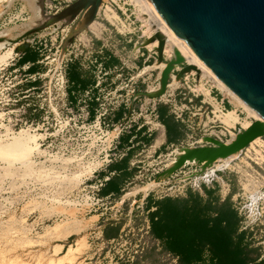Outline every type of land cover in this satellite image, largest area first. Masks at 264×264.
I'll return each mask as SVG.
<instances>
[{"label": "rangeland", "instance_id": "obj_1", "mask_svg": "<svg viewBox=\"0 0 264 264\" xmlns=\"http://www.w3.org/2000/svg\"><path fill=\"white\" fill-rule=\"evenodd\" d=\"M124 1L132 4L129 0L108 1L109 8L104 14L101 12L97 22L90 26L91 32L87 31L81 37L67 38L70 30L67 26L45 28L46 20L43 19L34 25L28 26V21L0 32V35L8 33L10 36L0 37V43L7 41L5 47L0 48V264H132L134 261L138 264H178L175 258L161 252L158 241L142 230L144 216L141 215L146 211L144 194L154 189L152 197L159 196L164 190L155 183L159 181L158 175L174 160L175 148L167 143L166 136L150 143L140 138L148 146L144 149L135 147L130 154L131 159L141 161L140 168L132 170L133 178L138 176V179L123 186L119 199L99 200L101 196H96L89 179L104 159L102 151L106 137L93 125L85 128L74 125L81 113L80 105H67L61 91L55 89L60 67L65 61L76 54L77 62H82L87 52L98 46L110 31L116 33V38L122 35L125 39H132L131 43L123 44V55L133 57L138 49L135 43L140 46L154 36V33L149 34L151 31L159 30L158 25L154 21L149 24L148 16L140 14L136 7L124 6ZM19 3L22 1L0 0V17ZM119 7L134 12L137 29L131 35L127 28L117 34L108 24H113L116 18L111 8ZM30 16L32 18V13ZM91 39L94 46L88 42ZM151 44L139 54L137 73L154 79L160 76L165 64H158L153 59L157 57L154 54L157 46ZM23 45L39 50L42 59L39 63L45 69L38 80L41 82L38 88L31 91L26 100L31 103L30 109L36 108L37 112L31 111L25 116L22 115L21 82L24 72H13L14 68L10 66L13 59H18L16 53L22 55ZM111 45L108 49L114 52ZM9 49H12L11 55L5 53ZM168 51L164 55L166 59L173 56V52ZM144 63L148 68L142 73ZM178 82L175 77L170 80L172 89L169 94L176 95L179 106L189 107L184 114L188 122L182 124L184 137L176 143L178 146L187 140L195 142L207 133L211 125L205 113L209 107L208 91L219 99L223 98L226 105H230L227 107L229 111L237 109L241 124L252 121L247 111L235 107L230 96L221 92L207 77L202 78L201 73L199 78L191 75L180 84ZM189 99L193 101L191 104ZM204 99L205 104L202 103ZM175 111L178 114V110ZM112 119L113 115L107 121L112 122ZM212 119L210 115L209 121ZM128 139L126 134L124 144ZM247 149L250 150L230 162L229 169L217 172L229 188L222 189L221 180H214L213 184L225 199L230 195L231 200L234 199L242 219L241 229L248 232L251 247L258 248L264 255V199H252V193L259 190L264 181V137L260 143H251ZM195 170L199 167H187L178 175V180L188 183ZM121 180L116 177L113 183L119 185ZM205 189L207 187L202 185L204 194ZM132 208L134 213L130 215ZM111 222H123L122 235L115 241L106 242L101 231ZM67 232L73 235L64 239Z\"/></svg>", "mask_w": 264, "mask_h": 264}, {"label": "built area", "instance_id": "obj_2", "mask_svg": "<svg viewBox=\"0 0 264 264\" xmlns=\"http://www.w3.org/2000/svg\"><path fill=\"white\" fill-rule=\"evenodd\" d=\"M74 1L76 0H45L44 17L50 18L58 14ZM108 1L114 2V0H103L99 14L97 16V20L99 19L100 13L103 12L104 14L105 10L109 8L106 5ZM123 4L124 6L128 5L129 7L131 6L133 9H135L134 5L128 4L126 1H124ZM111 9L114 11L116 18L114 19L113 24H108L113 28V30H115L117 34H122L121 29L127 28L129 31L128 34H133L137 29V23L134 20L133 16L134 12L131 11L130 8L125 10L120 7L119 9ZM128 11H130L129 14ZM30 14V9L23 2L11 6L0 17V32H3L13 26L27 23L31 19ZM108 38H114V44L111 45L108 41L102 39V47L100 49H97L96 51H88L84 57V60L82 62H79V65L82 69L91 72L93 77V84L83 92L79 100L78 104L80 105L79 110L81 113L78 115V119L74 123V125L76 126L79 125L80 128H85L86 126L93 125L102 133L103 136L106 137V146L102 151L104 159L99 167H97V169H94L89 179L91 180L90 187L93 189L94 193H96V196H99L101 189L117 175L116 171L109 170L113 164H116L128 157L129 152L135 147L142 146V148L144 149L148 146L145 142H142L138 139L139 134L142 138L144 137L147 139H153L154 141H156V139L160 135H163V138L165 137V126L160 120V114L158 110L160 105L167 106L169 108V114H175V116H173L175 117L176 122L181 124H186V122H188V120L185 119L184 114L186 113L185 110H189L188 105L179 106L176 100V95L169 94V86L165 95L160 98L151 99L140 97L139 93L142 91L151 93L155 92L159 88L160 76L152 79V77L145 78L141 73H137V71L139 70V66L137 64L139 54L141 53V50L144 49L141 48L142 44L140 46H137L138 42L135 43V46L136 48H138V50H136V54L133 57H130L123 55V50H125L123 44L131 43V38L125 39L122 37V35L116 38V33H113L112 31L109 32ZM110 45L112 46L111 48L115 50L112 53L115 57H117L119 63L108 66L104 58V50ZM125 53L126 52H124V54ZM143 55L144 53H142L141 56ZM15 57L20 58L21 56H18V53H16ZM153 59L157 61V57H153ZM76 61V54L73 57L68 58L65 61L66 63L64 64V66L60 67V77L56 80L55 89L57 91H61L63 101L67 102V105L71 103L69 102L67 94L68 80L66 78V69L69 64H72ZM145 64L146 63H144L142 73H144L148 68L145 66ZM28 70L29 64H26L22 68H14L13 72H27ZM191 75H185L182 80L188 79ZM30 78L33 81L40 80L41 73L33 74ZM24 80L25 78L22 75V84L24 83ZM31 91V89L26 90L22 88L23 116L31 111L33 113L37 112L36 108L30 109L31 103L26 101L30 97ZM212 94L213 92L209 91L208 96L206 97L209 99V102L207 103L209 104V107L206 109L205 113L206 118L208 119V124L211 123L209 129L207 130V133H204L200 139L192 143L187 140L182 142L180 146H178V144H172V147H174L175 150L174 153H172L174 154V160L171 162V164L176 160V157L178 156L177 152L180 148L209 145L208 142L204 141V138L206 137L213 138L222 143H228V141L231 140L234 135H237V133L241 131V128H243L241 123H237L233 127H230L228 124L222 122L219 118L216 117V112L225 114L229 110L227 109V105L223 98L219 99L217 96H213ZM94 101L97 103V107H99V109H95V116L93 119H90V103ZM205 101L206 99H204L202 103L205 104ZM192 102V99H189V103L191 104ZM209 108L212 109L209 110ZM176 109L178 110V114L175 111ZM99 110L103 112H99ZM120 110H123V115L119 119H117V121H115L114 123L110 122L111 120L107 121L108 117H110L111 115L115 117L116 113H118ZM234 111L237 114V109H235ZM210 115L213 117L211 121H209ZM193 116H195V114H193ZM237 116L239 117L238 114ZM24 123L27 124V121H25ZM126 134H128L130 138L127 144L122 147V137H124ZM140 154L141 153H139L138 155ZM136 157L137 155L134 156V158ZM219 163L220 161L215 162L212 167L219 165ZM139 164H141V161L131 159L129 163V170L132 171L134 169L140 168ZM193 165L199 167V170H195L190 174V176L192 177L191 181L187 183L181 179L178 180V175L182 173L184 169ZM207 170L208 168L204 172H202L201 167L198 164L194 162L187 163L184 167H182L168 179L159 180L158 183H155V186L162 187L164 190L159 196L153 195V199L159 200L165 197L188 198V194L190 191L198 192L204 196L205 194L203 193L202 185H205L207 189H214V180L204 181V179H202V177L205 176ZM224 171L225 170H223L222 172ZM137 179L138 176L131 179L126 184L129 185ZM220 179L222 184L219 181L217 182H219L222 189L224 187L229 188V184L225 183L222 178ZM153 190L154 189H150L144 194V201L147 200L149 196H152L151 194ZM222 196L224 197V194ZM107 199L108 198L100 197L99 200L104 201ZM133 210V208L130 210V215L134 213ZM154 210L155 207H152L150 210H146L145 212L141 213V215L144 216L142 230H145L146 234H148L150 230L149 213ZM263 257L264 255L262 256V258ZM262 258H260L259 261H261Z\"/></svg>", "mask_w": 264, "mask_h": 264}, {"label": "water", "instance_id": "obj_3", "mask_svg": "<svg viewBox=\"0 0 264 264\" xmlns=\"http://www.w3.org/2000/svg\"><path fill=\"white\" fill-rule=\"evenodd\" d=\"M155 19L188 52L193 61L215 77L242 102L252 108L260 119L239 131L235 140L222 143L204 138L209 145L182 147L176 160L158 175L166 180L187 163H196L204 172L215 162L240 154L257 138L264 137V0H139ZM45 0H34L43 14ZM103 0H76L58 14L45 18V28L59 25L70 28L67 38L89 30L97 21ZM158 40L154 53L157 63H165L155 92L139 93L140 97L157 99L165 95L170 80L200 71L187 63L174 48L166 59V40L158 32L141 45ZM179 68V70H178Z\"/></svg>", "mask_w": 264, "mask_h": 264}, {"label": "trees", "instance_id": "obj_4", "mask_svg": "<svg viewBox=\"0 0 264 264\" xmlns=\"http://www.w3.org/2000/svg\"><path fill=\"white\" fill-rule=\"evenodd\" d=\"M29 9L32 18L28 24L34 25L40 21V15L34 5ZM22 50L23 54L19 61L25 59L36 63L42 60L39 50L28 45H23ZM116 61L112 58L107 64L111 65ZM29 70L30 73H34V70ZM91 77L88 74L83 77L77 63L69 64L66 69L68 99H70L71 83L84 88L92 84ZM37 82L39 86L41 82ZM227 107L230 108V105ZM96 108L97 103L91 102L90 119L94 118ZM158 110L160 120L165 126L167 143L176 144L184 137V126L168 114L167 106L160 105ZM122 115L123 110H120L114 119H119ZM142 140L150 143L153 139L143 137ZM122 194V190L118 191L116 199ZM205 194L206 198L192 191L189 192L188 198L165 197L159 200H154L152 196L147 198L145 209L150 210L155 207V210L149 213L148 235L160 243L161 252L175 258L178 264H263V254L258 248L251 247L247 240L248 232L241 229L242 219L239 212L233 208L231 195L221 201L207 189ZM122 228L123 222L106 224L101 231L103 239L106 242L119 239ZM260 258H262L260 263H257ZM132 264H138V261Z\"/></svg>", "mask_w": 264, "mask_h": 264}, {"label": "bare ground", "instance_id": "obj_5", "mask_svg": "<svg viewBox=\"0 0 264 264\" xmlns=\"http://www.w3.org/2000/svg\"><path fill=\"white\" fill-rule=\"evenodd\" d=\"M33 1V4H34V0ZM137 9V11H139L140 14H145L146 16H148V19L147 22L150 24L151 21H154L157 25H158V29L157 31H154V32H150L149 34L152 35L153 33L155 34L156 32L158 33H162L161 35L165 38L166 40V46L170 49V52H173V49L176 48L178 49L181 54L183 55V57L185 58V60L187 61L188 64L190 65H193L195 66L201 73V77L202 78H205L207 77L208 79H210L212 82H214L217 86H218V89L223 92L224 94L226 95H229L230 96V99L232 101V103L235 105V107L237 106H240L242 107L245 111H247V113L250 115L252 121L253 120H256V119H260V116L258 115V113H256V111H254L252 108H250L248 105H246L244 102H242L235 94H233L231 91H229L224 85H222L215 77H213L212 75H210L208 72H206L205 70H203L202 68H200L194 61L193 59L191 58V56L188 54V52L185 50V48L176 40L174 39L171 34L155 19V17L141 4V2L139 0H129ZM35 6V5H34ZM38 14L40 15V19L39 20H45L46 17H44L40 10L35 6ZM100 11V10H99ZM95 23V22H94ZM29 26V24H28ZM150 26V25H149ZM90 28V27H89ZM10 32V31H9ZM165 35L167 36V38L165 37ZM0 37H10L8 33H4L2 35H0ZM152 38V37H151ZM149 38V39H151ZM154 42V43H153ZM153 42H150L147 44V46L151 43L150 46H158V40H155ZM7 41L5 42H1L0 45H2L0 48H4L5 45H6ZM146 46V47H147ZM157 48V47H156ZM168 49L165 48L164 52L165 53H168ZM138 50V49H137ZM156 50V49H155ZM9 52V54L11 55L12 54V49H9L7 51H5V53ZM173 57V56H172ZM171 58V57H170ZM163 64V63H162ZM165 64V63H164ZM193 74V75H196V72L195 71H192L190 73V75ZM188 75V74H187ZM175 77V75L172 76V78ZM180 84V81L178 82ZM178 84V85H179ZM169 89L171 90V85H169ZM209 92V91H208ZM208 96V95H207ZM206 96V97H207ZM243 110V111H244ZM219 114V115H217ZM216 117L219 118L222 122L228 124L230 127H233L234 125H236L237 123H240L239 122V117L237 116V114L235 113L234 110H231V111H228L227 113L225 114H221V113H218L216 112ZM251 122H248V123H243L242 124V127L243 129H246L248 128L250 125H251ZM160 136H163V135H160ZM159 136V137H160ZM236 138V135H234L231 140L228 141V143L232 142L233 140H235ZM261 139L262 138H257L254 142H261ZM252 142V143H254ZM250 146V145H249ZM248 146V147H249ZM251 149V148H250ZM250 149H245L244 151H249ZM243 151V152H244ZM241 152V153H243ZM181 152L178 150L177 152V155H179ZM239 156V154L235 155V156H232L231 158H228L226 160H221L220 161V165H217V166H214V167H209L208 170L206 171L205 173V176L202 177V179H204V181H210V180H221L218 176H217V172L218 171H223V170H226V169H229L230 167V162H232L233 159L237 158ZM170 164V163H169ZM222 184V182H221ZM264 181L259 185V190H257L256 192L252 193V199L253 198H256L257 200L259 198L261 199H264ZM254 194H256V197H254ZM71 235H73L72 233L70 232H67L63 235V238L66 239V238H69L71 237Z\"/></svg>", "mask_w": 264, "mask_h": 264}, {"label": "crops", "instance_id": "obj_6", "mask_svg": "<svg viewBox=\"0 0 264 264\" xmlns=\"http://www.w3.org/2000/svg\"><path fill=\"white\" fill-rule=\"evenodd\" d=\"M13 1H15V0H13ZM19 1H22L28 8L34 5L32 0H19ZM87 31L88 32H91L89 30H87ZM87 31L81 33L78 36L79 37L83 36V34L84 33H87ZM108 37H109V35L107 34L106 38H104V39L106 41H108L109 43H111V42L114 43L115 42V39L114 38L111 39V38H108ZM88 42L90 43V46H94L95 45L93 39H91ZM102 45H103V41H99L98 46H96L93 50L96 51L97 49H100L102 47ZM90 48H92V47H90ZM104 58L106 60V64L109 63L112 58H115V60H117L116 63H114V64H118L119 63V60L117 59V57H115L113 55L112 50L110 48L109 49L108 48H105V50H104ZM26 61L27 60H25V59H23L21 61H19V58L18 59H14V63H11L10 66H11V68H22L24 65L29 64V69L34 70V73H30V70H28L27 72H24L23 77L25 78V80H24V83L22 84V88L23 89H26V90L27 89H31L33 91L34 88H35V90L38 88V86H37L38 85V82H37L38 80L37 81H33L30 77L33 74L41 73L44 70V67L42 65L38 64L39 61H36V63H34L33 60H28L27 62ZM74 63H77L78 64V67H79L80 71L82 72L83 77L86 74H88V76L89 75L92 76L91 72L88 71V70L82 69L77 61L74 62ZM114 64L112 63L111 65H114ZM111 65H108V66H111ZM158 67L160 68V65ZM161 72L162 71L160 70V73ZM91 82L93 84V77H91ZM92 84H88L86 87L81 88L80 85H75V84L71 83L70 86H69V88L71 90L69 102L71 104L77 105L79 103V100H80L83 92L86 89H88L89 87H91ZM115 121H117V119H112V122L113 123ZM165 136H166V134H165ZM140 138H142V137L139 134L138 135V139H140ZM126 144H124V142L122 141V147H124ZM39 151H40V149H39ZM130 154H131V151L129 152V156L128 157H126L125 159H123L122 161H120V162H118L116 164H113L110 167L109 170L116 171L117 172V175L102 188V191L100 192V194H101L100 196L101 197L108 198L107 200H115L116 193L118 192V189H119V191L122 190L123 189V186L128 181H130L131 179H133L132 171L129 170V163H130V160H131ZM116 177L122 178V180L120 181V184L119 185H118V183L117 184H114L113 183V180ZM228 181L230 182V180H228ZM207 190L211 191L214 196L219 197L221 199V201L225 200L224 197L222 196V194L220 195L216 191L215 188L214 189H207ZM195 193H198V192H195ZM198 194H200V193H198ZM201 196L204 197V198H206V194L204 196L203 195H201ZM231 201L233 203V208H235L234 199H232ZM121 232H122V230H121Z\"/></svg>", "mask_w": 264, "mask_h": 264}]
</instances>
